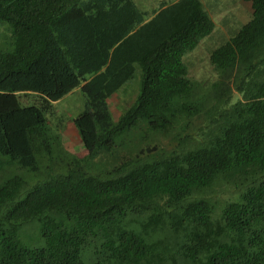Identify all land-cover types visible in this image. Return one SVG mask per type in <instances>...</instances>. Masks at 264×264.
I'll use <instances>...</instances> for the list:
<instances>
[{"label":"trees","instance_id":"16d2710c","mask_svg":"<svg viewBox=\"0 0 264 264\" xmlns=\"http://www.w3.org/2000/svg\"><path fill=\"white\" fill-rule=\"evenodd\" d=\"M243 1L201 85L183 57L214 32L202 0H0V264H264V0ZM76 88L83 156L46 118Z\"/></svg>","mask_w":264,"mask_h":264},{"label":"rangeland","instance_id":"374dc122","mask_svg":"<svg viewBox=\"0 0 264 264\" xmlns=\"http://www.w3.org/2000/svg\"><path fill=\"white\" fill-rule=\"evenodd\" d=\"M206 1L215 3L218 10L212 11L213 20L217 29L220 28V20L222 17H229L234 19L231 20L229 26L230 30H222V34H219L218 30H214L212 35L203 37L199 44L191 51L186 53L183 57V62L187 68V76L192 77L195 81H199L200 84L206 85L207 82L212 81L215 78V73L212 66L209 64V53L216 47L225 43L229 37L237 31L243 24L249 20V14L246 11L244 5L234 3V0H204V3L208 6ZM137 6H144L146 10H151L152 7L158 6L159 0H134ZM248 2V1H246ZM249 3V2H248ZM204 6V9L210 14L209 8ZM11 31L7 23L0 24V52L11 51ZM139 78L140 71L134 74V77L126 82L115 95L109 99V107L112 118L116 120L119 115L130 107L139 93ZM84 97L78 88L72 90L62 98L54 102L55 116L61 117L63 124L72 122L83 110ZM23 106L32 105V99L21 100ZM46 118L49 119L51 124H56L57 118L50 117L46 114ZM74 126L62 125L59 130L62 135L63 143L70 148L71 152L76 153L79 156H83L85 150L82 146L78 136L74 135L70 129ZM75 128V127H74ZM54 129V128H53ZM65 131V134L62 132ZM76 134V132H75ZM6 169V168H5ZM10 169L1 173V177L6 178L10 175ZM12 174V173H11ZM36 228H31L26 231L22 236V241L27 245H39L43 242L38 237Z\"/></svg>","mask_w":264,"mask_h":264},{"label":"crops","instance_id":"0c3cea01","mask_svg":"<svg viewBox=\"0 0 264 264\" xmlns=\"http://www.w3.org/2000/svg\"><path fill=\"white\" fill-rule=\"evenodd\" d=\"M134 1V0H133ZM171 2V1H174V0H159V3H158V6H155V7H152L151 8V10H146L145 9V7L144 6H142V7H139V6H137L140 10H142L143 12H146L149 16L153 13V11H155L156 9H158L164 2ZM207 2V4H208V6L204 3V0H202V3H203V6H207L208 8H209V11H210V16L212 17V19H213V13H212V11H214V10H218L217 8H216V5H215V3H213V2H210V1H206ZM234 3H237V4H240V6H241V4L242 5H244L245 6V8H246V11L248 12V14L250 15V4L248 3V2H246V1H243V0H234L233 1ZM135 3V2H134ZM136 4V3H135ZM137 5V4H136ZM235 18V16L233 17V18H229V17H222L221 18V20H220V23H221V26H220V28L219 29H217L216 28V26H215V28H214V30H218L219 31V34L221 35L222 33V30H230L231 28H230V26H229V24H230V22H231V20L232 19H234ZM214 21V20H213ZM214 24H215V22H214ZM210 36V35H209ZM57 119H61V117H59V118H57ZM62 125H67V126H73V124H72V122H69V123H66V124H63V122H62ZM71 131H72V133L76 136H78V133H77V131H76V129L73 127V129H70ZM75 132H76V134H75ZM63 134H65V131L64 132H62ZM78 139H79V136H78Z\"/></svg>","mask_w":264,"mask_h":264}]
</instances>
